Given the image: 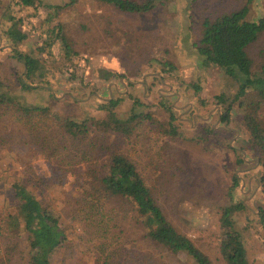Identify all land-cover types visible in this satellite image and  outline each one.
<instances>
[{"label": "rangeland", "instance_id": "obj_1", "mask_svg": "<svg viewBox=\"0 0 264 264\" xmlns=\"http://www.w3.org/2000/svg\"><path fill=\"white\" fill-rule=\"evenodd\" d=\"M246 1L159 0L152 12L128 15L92 0H38L34 8L0 0V83L5 86L1 90L16 93L13 98L49 105L64 116L80 119L99 115L95 112L97 97L105 99L117 93L124 97L117 109L123 116L131 105L129 97L140 100L143 112L161 121L169 119L161 103L171 108L180 136L168 141L167 147L163 138L159 140L144 129L136 142L118 143L132 157L170 224L210 264H226L219 250L221 235L226 232L220 214L230 202L235 204L233 200L245 206L233 220L247 262L264 264V182L257 158L264 156L257 155L249 143L242 121L246 110L239 105L241 99H236L238 82L217 67L203 68L193 47L200 38L203 18L230 13ZM54 6L60 8L54 11ZM250 9L249 18L257 21L264 13V0H253ZM15 30L25 36L15 49L36 58L46 72V90L39 89L33 96L19 90L18 79L31 81L24 78L21 66L11 56L10 34ZM247 53L253 61L252 77H264V34ZM164 63L170 64L171 72ZM106 73L120 77L106 81L102 78ZM31 83L42 84L38 80ZM193 86L200 91L195 94ZM251 101L250 96L244 97L245 104ZM226 108L229 117L223 123L220 117ZM6 126L5 120L0 121V133L9 138ZM28 166L34 180H44L46 186L41 190L47 204L63 213L66 241L52 256V264H95V247L101 241L100 264L108 256L106 264H195L185 253L173 254L140 239L136 227L131 226V215H125L126 239L105 242L92 238L93 243L86 242L81 227L66 218L71 207L62 205L63 194L71 185L69 179L60 183L42 156L26 147L0 150V227L4 217L16 210L9 187L15 180L29 179ZM235 176L238 187L232 188ZM27 189L43 198L35 181ZM126 209L129 212L128 206ZM2 241L0 238V264H25L24 246L15 254Z\"/></svg>", "mask_w": 264, "mask_h": 264}, {"label": "trees", "instance_id": "obj_2", "mask_svg": "<svg viewBox=\"0 0 264 264\" xmlns=\"http://www.w3.org/2000/svg\"><path fill=\"white\" fill-rule=\"evenodd\" d=\"M92 1L128 15L152 12L159 3V0ZM14 2L21 8H34L38 0ZM252 2L253 0H247L246 5L230 13L203 18L200 38L193 47L200 61L198 63L203 68L217 67L225 76L238 82L236 99L242 100L239 105L246 110L242 119L243 125L249 134L251 147L261 157L264 156V77H252L253 61L247 50L264 34V13L257 21L250 19ZM59 8L54 6V11ZM11 34L15 36L12 37ZM11 34V56L21 66L24 78L42 83L33 85L20 78V93L33 96L39 89L46 90L44 67L36 58L15 49L25 36L19 30L12 31ZM58 34L60 35V27ZM162 65L171 72L170 64ZM38 71L39 74L36 75ZM117 77L120 76L106 73L102 78L107 81ZM191 88L195 94L200 91L198 86ZM1 89H5V86L0 83V121L5 120L8 125L5 130L11 137L5 136L7 133H0V150L7 146L10 149L26 147L28 151L42 156L60 183L69 179L71 185L63 194L65 201L62 205L71 207L67 210L66 218L81 227L86 242L93 243L92 238L105 242L117 241L122 237L126 239L125 215H131L134 219L131 226L136 227L140 239L168 248L173 254L185 253L195 264H210L192 242L170 224L137 170L132 157L118 143L122 141L124 146L126 143L136 142L144 129L153 132L159 140L163 138L164 146L167 147L168 141L180 136L173 125L176 119L171 108H166V105L161 103L167 114L169 113V119L161 121L143 112L145 106L140 100L129 97L131 105L123 116L117 109L124 97L117 93L115 97H97L99 104L95 112L99 115H85L80 119L64 116L49 105H31L27 101L23 102L25 99L21 101L13 98L16 93L12 95ZM247 96H250L252 101L245 104L244 97ZM228 117L229 108H226L220 121L227 122ZM164 146L162 145L163 150ZM257 158L262 165L264 182V158ZM242 161L241 159L240 162ZM26 170L32 176L28 175L29 179L26 181L15 180L9 187L16 210L4 217L0 238L9 251L15 254H19L21 246H24L21 254L25 264H52V256L66 241L61 225L63 213L61 209L59 211L47 204L41 190L46 186L44 180H34L30 172L31 166L26 167ZM238 180L235 176L232 188L238 187ZM34 181L43 196L41 199L27 189V185ZM233 202L234 205L230 202L229 206L221 209L220 225L226 232L221 235L219 250L226 264H249L233 220L245 206L240 201ZM100 243L95 247L98 253L95 264H100L98 255H101L104 248V243ZM7 254L8 257L9 253ZM109 258L111 256L105 258L103 264H106ZM7 261L10 262V258Z\"/></svg>", "mask_w": 264, "mask_h": 264}]
</instances>
